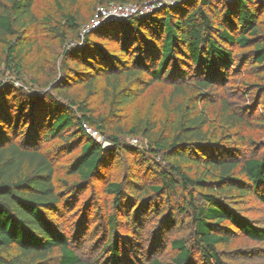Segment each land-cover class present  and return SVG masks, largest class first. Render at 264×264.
I'll use <instances>...</instances> for the list:
<instances>
[{
	"label": "trees",
	"instance_id": "trees-1",
	"mask_svg": "<svg viewBox=\"0 0 264 264\" xmlns=\"http://www.w3.org/2000/svg\"><path fill=\"white\" fill-rule=\"evenodd\" d=\"M1 1L0 41L5 43L6 57L14 70L19 68L26 45L16 29L24 30L32 21L33 0ZM144 1L99 0L98 5ZM262 1L230 0L224 2V9L211 10L213 5L216 7L213 0H177L143 15L102 22L82 33L78 15L65 14L66 25L81 42L63 51L72 62L70 72L60 76L51 91L31 92L11 81L0 82V264H27L54 250L60 252L58 264H93L75 253L56 221L61 199L55 188L54 165L39 149L41 142L63 135L67 144L73 139L80 144L79 153L67 169L74 179L65 182L68 191L83 189L91 180L101 178L114 155L135 151L132 142L121 140L120 134L140 135L147 141L149 152L160 156L164 164L155 165L159 184L145 186L136 174L126 186L121 181H105L103 189L113 196L114 211L106 217L103 248L108 254L104 264H128L125 242L132 251L139 247L135 240L139 237L118 232L117 228L119 223L129 222L131 228H137L130 206L134 203L133 214L138 216L154 196H166L177 189L189 194L181 210L188 207L192 211L193 242L205 261L224 264L217 245L229 241L225 231L230 227L251 240L264 241V226L230 200L233 195L254 193L264 203V154L240 160L233 147L206 137L204 116L195 110L167 124L165 132L140 121L127 130L113 132L105 116L94 115L82 101L66 94L71 82L92 89L97 76L108 83L109 104L114 108L164 80L172 83L175 94L184 90L180 80L191 79L189 86L210 90L226 81L234 65L232 46H251L252 58L264 62V33L257 21ZM8 36L21 41L17 46L10 45ZM261 88L264 100V85ZM226 115L235 124L234 113L226 111ZM84 124L98 131L109 144L104 146L86 132ZM172 210L173 206L168 207V224ZM116 211L123 213V221ZM160 242L158 238L153 244ZM170 246L176 252L169 261L152 257L146 264H195L191 248L182 238H173ZM11 248L17 256L7 259L1 255Z\"/></svg>",
	"mask_w": 264,
	"mask_h": 264
},
{
	"label": "rangeland",
	"instance_id": "rangeland-1",
	"mask_svg": "<svg viewBox=\"0 0 264 264\" xmlns=\"http://www.w3.org/2000/svg\"><path fill=\"white\" fill-rule=\"evenodd\" d=\"M227 1L230 0H213L216 7L213 5L211 10L224 9V2ZM1 2L0 0V4ZM98 2L99 0H33L32 21L26 29H16V35L23 36L26 41L18 69H12V61L6 57L5 43L0 41V82L11 81L31 92L51 91L57 79L68 74L72 68V62L64 57L63 51L81 43L76 33L71 32L66 25L65 14H77L82 25L80 32H85L99 6ZM257 21L260 31L264 33V1L259 4ZM6 40L15 46L21 41L16 36H8ZM231 48L234 65L230 68L226 81L216 84L210 90L203 91L194 85L189 86L191 79L185 82L180 80L179 84L184 90L175 94L172 83L164 80L153 83L139 97L114 108L109 104L108 83L103 76H97L92 89L84 83L71 82L66 94L82 101L94 115L105 116L113 132L127 130L138 121L154 124L156 131L165 132L167 124L176 122L184 112H202L203 131L208 139L233 147L240 160L262 157L264 100L261 86L264 85V62L258 63L252 58L251 46L234 45ZM65 65H69V68L64 67ZM81 79L85 82L84 78ZM226 111L228 114L234 113L235 124L229 122ZM65 137L63 135L43 141L39 146L54 165L55 188L61 199L56 221L67 236L69 245L81 259L93 264H104L108 254L103 248L106 217L114 211L113 196L103 189L105 181H121L126 186L136 174L145 186L159 184L158 167L155 168V165L164 164L160 156L149 152L147 141L140 135L132 137L120 134L119 138L127 143L137 139V143L133 144L135 151L127 155H114L102 171L101 178L91 180L83 189L68 191L65 182L74 179L68 176L67 169L79 153L80 144L72 142L77 141L73 139L69 145L65 142ZM188 195L182 189L166 196L156 195L138 216L137 213L133 214L136 207L134 203L130 206V209L134 208L130 215L131 218L134 217L137 228H131L130 222L117 225L118 232L139 237L135 239L139 243V247H134L136 251H132L127 242L123 244V249H127L128 257L124 258L128 264H146L152 257L169 261L176 252L170 246L173 238H182L191 248L195 264H214L201 258L200 251L194 245L192 211L188 207L181 210L183 205L186 206ZM195 197L196 202H199L200 197L197 194ZM230 200L233 206L264 226V203L254 193L233 195ZM170 206H173L172 221L168 224L166 217ZM116 212L117 218L123 221V213ZM225 232L229 241L217 245L224 264H264V241L251 240L235 227H230ZM158 238L161 242L154 245ZM1 255L9 259L17 256V252L15 248H11ZM59 257L60 252L54 250L44 258L27 264H58Z\"/></svg>",
	"mask_w": 264,
	"mask_h": 264
},
{
	"label": "built area",
	"instance_id": "built-area-1",
	"mask_svg": "<svg viewBox=\"0 0 264 264\" xmlns=\"http://www.w3.org/2000/svg\"><path fill=\"white\" fill-rule=\"evenodd\" d=\"M177 0H154L144 1L142 3H109L108 5H100L97 7L96 12L91 20V23L87 26L93 28L102 22L112 20H125L133 15H143L151 12L153 9L163 6L175 4ZM86 132L93 137L103 142L106 146L107 141L104 140L100 133L84 124ZM137 143V139H132V144ZM109 144V143H107Z\"/></svg>",
	"mask_w": 264,
	"mask_h": 264
}]
</instances>
